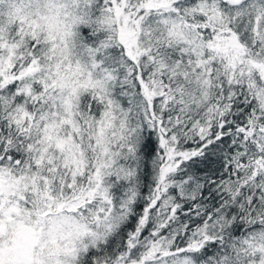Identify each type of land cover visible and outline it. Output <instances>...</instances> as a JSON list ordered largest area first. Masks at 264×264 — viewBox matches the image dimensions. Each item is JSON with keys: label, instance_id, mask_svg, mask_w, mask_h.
<instances>
[{"label": "snow or ice", "instance_id": "1", "mask_svg": "<svg viewBox=\"0 0 264 264\" xmlns=\"http://www.w3.org/2000/svg\"><path fill=\"white\" fill-rule=\"evenodd\" d=\"M0 264H264V0H0Z\"/></svg>", "mask_w": 264, "mask_h": 264}]
</instances>
